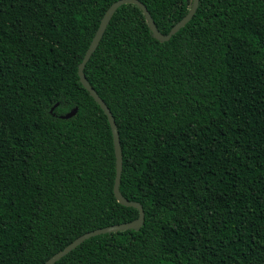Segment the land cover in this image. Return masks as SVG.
I'll return each mask as SVG.
<instances>
[{
  "label": "trees",
  "instance_id": "16d2710c",
  "mask_svg": "<svg viewBox=\"0 0 264 264\" xmlns=\"http://www.w3.org/2000/svg\"><path fill=\"white\" fill-rule=\"evenodd\" d=\"M116 1L0 0V264H43L138 217L114 197L110 125L78 77ZM138 1L163 35L192 4ZM83 72L144 222L54 264H264V0H199L167 42L124 4Z\"/></svg>",
  "mask_w": 264,
  "mask_h": 264
},
{
  "label": "water",
  "instance_id": "95a60500",
  "mask_svg": "<svg viewBox=\"0 0 264 264\" xmlns=\"http://www.w3.org/2000/svg\"><path fill=\"white\" fill-rule=\"evenodd\" d=\"M198 1L199 0H192L191 7L188 11V13L179 21L177 22L171 29L170 31L166 34L163 35L161 34L158 30L157 27L155 26V23L149 14L148 10L146 7L139 2L138 0H118L114 2L104 13L100 24L97 28V31L92 38L89 47L87 48L82 61L78 65V77L79 81L82 84V86L88 91L90 96L93 98V100L99 105L101 110L104 112V114L107 117L108 123L110 125L111 133H112V138H113V146H114V154H115V181L113 185V194L115 199L117 200L118 203H120L123 206L126 207H133L138 210V217L128 223H123L119 225H112L100 229H95L93 231L87 232L79 237H77L75 240H73L69 245H67L64 249L61 251L57 252L54 254L52 257H50L47 261H45L43 264H54L58 260H60L62 257L67 255L69 252L74 250L77 246H79L82 242L85 240L95 237L98 235L102 234H107V233H114V232H119V231H126V230H134V231H139V229L142 227L143 222H144V212L140 204L136 202H131L126 200L120 193L119 191V185H120V178H121V171H122V151H121V146H120V141H119V134L117 130V126L115 124L114 118L109 111L108 107L106 104L103 102V100L98 96V94L95 92V90L90 86L89 82L87 81L85 75H84V67L86 63L89 61L91 55L94 53L96 48L98 47V44L104 34V31L110 22L112 16L114 15L115 11L122 5L124 4H134L137 5L143 15L145 16L146 22L148 24V27L152 33L153 38L160 42H167L175 33H177L181 28H183L194 16L197 6H198ZM57 106V105H56ZM54 108V107H53ZM53 108L51 109V112L53 111ZM77 112V109H73L66 115L60 116L61 119H69L73 117Z\"/></svg>",
  "mask_w": 264,
  "mask_h": 264
}]
</instances>
